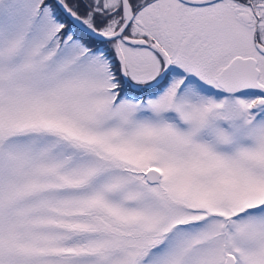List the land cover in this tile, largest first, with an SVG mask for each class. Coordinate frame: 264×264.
<instances>
[{"label":"snow or ice","instance_id":"snow-or-ice-1","mask_svg":"<svg viewBox=\"0 0 264 264\" xmlns=\"http://www.w3.org/2000/svg\"><path fill=\"white\" fill-rule=\"evenodd\" d=\"M0 264H264V0H0Z\"/></svg>","mask_w":264,"mask_h":264}]
</instances>
